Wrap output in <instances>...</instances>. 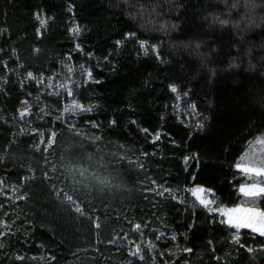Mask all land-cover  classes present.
<instances>
[{"label":"trees","instance_id":"16d2710c","mask_svg":"<svg viewBox=\"0 0 264 264\" xmlns=\"http://www.w3.org/2000/svg\"><path fill=\"white\" fill-rule=\"evenodd\" d=\"M242 157L264 166V0H0V264H264L189 193L264 210Z\"/></svg>","mask_w":264,"mask_h":264},{"label":"snow or ice","instance_id":"6c2138e0","mask_svg":"<svg viewBox=\"0 0 264 264\" xmlns=\"http://www.w3.org/2000/svg\"><path fill=\"white\" fill-rule=\"evenodd\" d=\"M39 19V17H37ZM45 21L41 20V25ZM73 31L79 32V28L74 29ZM141 47H145L143 43H141ZM91 74L89 73V76ZM29 77H32V73H28ZM173 92H176V89L173 87L172 88ZM68 94L71 95V91L68 90ZM73 109H80L83 111H90V109H85L83 108L80 104H73L72 105ZM67 110V109H66ZM26 115V112H21L20 116L24 117ZM114 123V122H113ZM145 131H147L145 129ZM156 139H159V134L156 135ZM51 142V141H50ZM247 159V157H242L241 158V163L237 164V168L241 169L244 173H254L256 175H264V166L261 167H256V166H247L244 161ZM187 162V160L185 161ZM167 191V190H166ZM239 191L243 193L245 196H257L260 195L261 193H264V187H257L255 184L246 186V185H241L239 188ZM205 190L201 187H197L192 190V194L197 198L199 203L208 208L210 212L214 211L213 208L210 207L212 204V201L207 199L204 196ZM163 195V193H161ZM69 200H71V196L68 197ZM76 211H80V208L77 207ZM221 214L226 217V220L221 221L222 223H226L229 226L235 227L237 229V235L235 236V239L238 241L239 236L238 232L239 229L241 228H249L255 233H259L260 236L264 237V212H258V211H252V210H244L240 208H234V209H225L221 210ZM99 227V225H97ZM136 230H139L141 225L136 224L135 226ZM163 235V233H161ZM175 239V237H173ZM186 251H191V249H186ZM249 252L253 251V249L249 248ZM140 252L139 245H136L135 251L132 253L133 255H137ZM22 259V257H20Z\"/></svg>","mask_w":264,"mask_h":264},{"label":"rangeland","instance_id":"374dc122","mask_svg":"<svg viewBox=\"0 0 264 264\" xmlns=\"http://www.w3.org/2000/svg\"><path fill=\"white\" fill-rule=\"evenodd\" d=\"M241 1V0H240ZM247 166H256V167H261V166H257V165H253V164H250L248 162H244ZM241 170V169H240ZM254 174V173H253ZM264 176V175H263ZM255 184L257 187H264L263 184H257V183H252V184H245L246 186H250V185H253ZM197 188V187H195ZM195 188H192L189 190V193L191 194V196L199 203V201L197 200V198L192 194V190L195 189ZM205 190L204 192V196L211 200L212 201V204L210 205L211 208L214 209V211H212V213L214 214H217L221 219L223 220H226V217H224L222 214H221V210H225V209H234V208H240V209H244V210H252V211H258V212H264V210H261V209H258V208H253V207H248V206H243V205H238V206H226V205H218L213 197H212V194H211V191L205 187H201ZM200 204V203H199ZM204 207V206H203ZM206 208V207H205ZM208 210V208H206Z\"/></svg>","mask_w":264,"mask_h":264}]
</instances>
